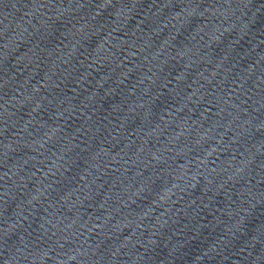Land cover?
<instances>
[{
  "label": "water",
  "instance_id": "water-1",
  "mask_svg": "<svg viewBox=\"0 0 264 264\" xmlns=\"http://www.w3.org/2000/svg\"><path fill=\"white\" fill-rule=\"evenodd\" d=\"M0 264H264V0H0Z\"/></svg>",
  "mask_w": 264,
  "mask_h": 264
}]
</instances>
